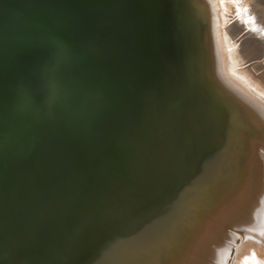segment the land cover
Returning <instances> with one entry per match:
<instances>
[{"label": "water", "instance_id": "95a60500", "mask_svg": "<svg viewBox=\"0 0 264 264\" xmlns=\"http://www.w3.org/2000/svg\"><path fill=\"white\" fill-rule=\"evenodd\" d=\"M139 4L0 0V180L12 168L13 174L25 169L30 152L46 161L0 189V264H151L155 250L139 240L175 193L197 178L190 163L200 139L181 135L192 129L186 121L177 131L182 110L170 116L160 107L145 143L135 112L112 125L101 112L107 93L125 100L111 122L124 103L147 93L158 57L167 80L180 76L178 27L165 34L160 0L143 3L137 23ZM111 69L103 93L92 88ZM64 131L59 143L55 136ZM139 214L140 230L134 227ZM167 229L174 234L173 225ZM165 238L173 252L177 241Z\"/></svg>", "mask_w": 264, "mask_h": 264}, {"label": "bare ground", "instance_id": "6f19581e", "mask_svg": "<svg viewBox=\"0 0 264 264\" xmlns=\"http://www.w3.org/2000/svg\"><path fill=\"white\" fill-rule=\"evenodd\" d=\"M258 1L160 0L167 21L165 34L174 26L180 32L181 63L180 72H176L180 76L167 80L162 73L168 67L162 60L160 70L158 57L147 93L130 105L124 103L112 122V114L125 100L113 93L103 97L101 112L108 124L120 122L126 113L130 121L135 112L138 124L144 127V143L162 106L170 116L182 110L177 131L182 132L186 121L193 131L187 129L181 135L194 133V138L200 139L189 169L197 173V178L175 193L170 209L156 215L146 237L139 240L151 242L155 250L147 260L151 264H264V16L257 12L260 8L255 9ZM139 2L137 23L143 19V3L147 0ZM256 52L259 60L247 64ZM131 62L127 56L125 64ZM257 71H262L261 75ZM112 74L113 69L104 73L92 88L96 86L103 93ZM90 92L99 100L100 95ZM67 133L55 139L60 143ZM152 144L147 153L153 149ZM45 163L36 162L30 152L25 169L13 174L12 168V175L5 182L0 180V189L14 177ZM5 193L11 194L10 190ZM213 202L217 208L212 209ZM28 216L26 209L24 218ZM41 216H46L45 212ZM141 217L139 214L134 219V227L139 230L144 224ZM165 219L174 226V234L164 230ZM179 230L184 232L183 237L177 235ZM166 236L177 241L173 252L165 243Z\"/></svg>", "mask_w": 264, "mask_h": 264}, {"label": "rangeland", "instance_id": "374dc122", "mask_svg": "<svg viewBox=\"0 0 264 264\" xmlns=\"http://www.w3.org/2000/svg\"><path fill=\"white\" fill-rule=\"evenodd\" d=\"M258 2H259V3H258ZM258 2H257L255 5H256V6L259 5V6H258V7H255V9H256V8H260V9H258L257 12H258L260 15H263V16H264V14H263V12H264V0H259ZM260 11H262V12H260ZM263 24H264V23H263ZM263 26H264V25H263ZM258 57H259V55H258V53L256 52V53L254 54V56L252 55L251 58L248 59V61H246V63H247V64H250V63H252V62L255 61V60L258 61V60H259ZM247 64H246V65H247ZM259 73H262V71H257V74H258V75H261V74H259Z\"/></svg>", "mask_w": 264, "mask_h": 264}]
</instances>
